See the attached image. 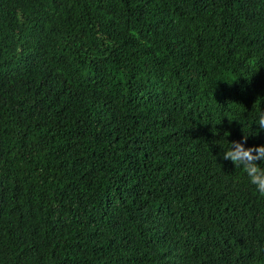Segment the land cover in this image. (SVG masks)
Instances as JSON below:
<instances>
[{
    "label": "trees",
    "instance_id": "1",
    "mask_svg": "<svg viewBox=\"0 0 264 264\" xmlns=\"http://www.w3.org/2000/svg\"><path fill=\"white\" fill-rule=\"evenodd\" d=\"M261 111L264 0H0V264H264Z\"/></svg>",
    "mask_w": 264,
    "mask_h": 264
},
{
    "label": "clouds",
    "instance_id": "2",
    "mask_svg": "<svg viewBox=\"0 0 264 264\" xmlns=\"http://www.w3.org/2000/svg\"><path fill=\"white\" fill-rule=\"evenodd\" d=\"M257 125L258 129L253 134L264 130V111L258 114ZM247 136L243 135L240 140L229 141L220 156L222 159L230 160L234 166H241L248 183L253 185L258 193L264 194V166H261L264 164V143L245 147Z\"/></svg>",
    "mask_w": 264,
    "mask_h": 264
}]
</instances>
